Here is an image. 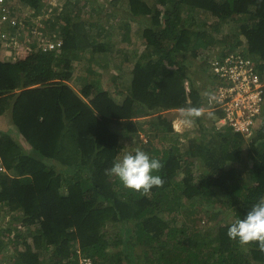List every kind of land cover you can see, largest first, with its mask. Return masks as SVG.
Instances as JSON below:
<instances>
[{"label":"trees","instance_id":"1","mask_svg":"<svg viewBox=\"0 0 264 264\" xmlns=\"http://www.w3.org/2000/svg\"><path fill=\"white\" fill-rule=\"evenodd\" d=\"M9 1L34 9L28 24L46 1L62 11L39 20L43 39L24 38L16 48L0 42V115L11 114L24 142L0 134L7 167L0 172V264H80L81 257L92 264H264L258 242L241 245L227 235L264 197V93L247 143L245 133L220 124L226 107L214 89L207 92L223 82L213 64L239 55L264 79V0L99 2L107 16L93 14L91 0L78 8L72 0ZM227 24H240L241 35L221 32ZM110 62L116 87L101 79ZM77 64L95 71L78 89ZM129 79L119 103L118 88ZM17 89L10 110L6 92ZM178 109L195 116L184 138L169 112ZM133 141L163 165L162 186L147 193L124 188L108 171ZM137 247L144 256L134 254Z\"/></svg>","mask_w":264,"mask_h":264},{"label":"clouds","instance_id":"2","mask_svg":"<svg viewBox=\"0 0 264 264\" xmlns=\"http://www.w3.org/2000/svg\"><path fill=\"white\" fill-rule=\"evenodd\" d=\"M47 4L53 7L54 3L48 1ZM45 6L42 8L41 12L44 11ZM34 13H35L34 9H30V8H27L24 11L18 10V20L20 26L18 25L10 26L9 28L5 27L3 30H0V42L3 44V47L5 46L10 48L12 47L16 48L17 45L20 43V41L24 38L27 39L34 37L40 38L43 36L40 34L41 32H39L37 28H32L30 32L26 30V26L28 24L26 23V19L34 15ZM42 17L43 15H39L38 17H36L37 21H39ZM33 22L36 21L34 20L28 25L32 26ZM42 31H46V29H43ZM10 36H16V39L13 40L12 42H7V39ZM43 47L45 49L53 48L54 44L52 42L46 44L44 43ZM8 50L12 51L11 49ZM215 87L216 85L211 86L210 88L207 89V92L209 93V91L211 89L213 90ZM203 99L208 102V99L205 98ZM118 101L120 103L121 100ZM182 111L184 110L178 109V110H171L169 112L182 113ZM191 117H193V125H194L195 116L191 115ZM178 118L180 119L182 117L173 118V127L175 132H177L176 131L177 128L176 126H174V123ZM223 119L224 117L221 118L220 124L227 127H232L229 126L228 124H225L223 122ZM233 130L235 131V129ZM250 132L245 134H249ZM138 148L132 149L134 152H129L130 150L127 151V153L122 155L120 159L115 160L112 164V167L108 171L110 175H114L119 179L121 185L124 188L137 192L142 191L143 193H147L154 187L162 186L163 179L157 173L163 167V165L159 159L151 157L143 150H140V146H138ZM0 156L2 159V164L5 168L4 171H0V172H7V167L2 158L1 152H0ZM227 235L230 239L237 240L241 245H247L250 242H254V241L258 242L259 248L262 251H264V197L260 198L257 202H255L252 205L251 209L247 211L246 215L243 218H240L235 222L231 223L230 227L228 228ZM82 259H84V257H81L80 264Z\"/></svg>","mask_w":264,"mask_h":264},{"label":"built area","instance_id":"3","mask_svg":"<svg viewBox=\"0 0 264 264\" xmlns=\"http://www.w3.org/2000/svg\"><path fill=\"white\" fill-rule=\"evenodd\" d=\"M18 23V9H13L9 0H0V25L9 28ZM213 65V70L223 78V82L219 80L214 88V92L218 94L217 101L226 107L227 114L223 122L232 126L235 131L250 132L255 118L261 115L264 81L254 75L249 60L242 59L241 55L233 64L220 66L215 62ZM228 79H233V82H227ZM4 169L0 156V171ZM81 264H91V260L84 258Z\"/></svg>","mask_w":264,"mask_h":264},{"label":"rangeland","instance_id":"4","mask_svg":"<svg viewBox=\"0 0 264 264\" xmlns=\"http://www.w3.org/2000/svg\"><path fill=\"white\" fill-rule=\"evenodd\" d=\"M74 3H77L76 4V6H77V8H78V6H83L84 5V3L86 2V0H72ZM48 2V1H47ZM47 2L46 3H44L45 5V9H44V11H43V13H42V15H43V17L44 18H49V17H51V16H55L56 14H58V11L60 12L61 11V7L60 6H58V11H57V9H55L54 7H52L51 5H49V4H47ZM101 3V4H104L105 5V7L109 4L108 3V0H91V2H90V6H96V10L95 11H93V14H99V15H101V16H107L108 15V12H106V10L104 9V8H102V10H104V11H101L100 13H99V10L101 9L100 7H98V3ZM87 7H89V6H87ZM90 8V7H89ZM89 8H86V7H84V12L85 13H88L89 11H90V9ZM100 8V9H99ZM77 12H80V10H78ZM30 13V12H29ZM28 13V14H29ZM107 13V14H106ZM47 15V16H46ZM210 19V18H209ZM36 21V22H33V25L32 26H29L28 24H27V26H26V30L28 31V32H30V30L32 29V28H37L38 29V31L39 32H41L40 34L41 35H43L44 33H45V31H42L43 30V28H41V27H39V26H37L38 24H40V23H42V21L40 22V21H37V19H36V17L34 16L33 17V19H31V21ZM63 20V19H62ZM59 24H63V22H61V20H59ZM239 26H240V24H227V25H225L224 26V28L222 29V30H220L221 32H223L224 34H227V35H232L233 37H235V34H234V29H237V30H239ZM220 31H218V30H215V29H212L211 30V32L212 33H215V32H220ZM40 35V36H41ZM239 35H241V32H240V30H239ZM216 36L217 37H219L220 36V34L219 33H216ZM31 41L33 40V38H29ZM39 39H43V36L42 37H40ZM53 43V42H52ZM32 45H34V46H36L35 44H32ZM115 47H117V46H114L113 47V50H115L116 51V53H118L119 51L118 50H116V48ZM243 47H245V44L243 45ZM128 54H130V59H128V62L130 63V66H131V68L134 66V61H135V59H137V56L131 51V52H129ZM208 58V57H207ZM199 59H201V56L199 57ZM96 64V62L93 64V65H95ZM123 64H124V61H123ZM92 65V66H93ZM112 66V62H110V63H108V64H105V66H104V70L102 71V72H104V74L105 75H101V79L103 80V84H104V87H106V85H112V86H114V87H116L114 84H113V79H111L110 78V73L107 71L108 69H111V68H113V67H111ZM93 69H94V67H93ZM125 70V71H124ZM123 70V73L124 72H128L127 71V69H124ZM94 72L95 71H93L92 70V68H91V66H89L88 64H81V65H78L77 64V68H76V74L79 76V77H81L82 78V80L79 82V84H78V82L77 83H73L74 84V86L78 89V87H81L80 86V84H85V83H87V82H90L88 79H89V77L90 76H92V75H94ZM108 72V73H107ZM119 71H116V73H118ZM96 74L97 75H100V73L99 72H96ZM109 74V75H108ZM128 75H130V74H128ZM84 80V81H83ZM83 81V82H82ZM130 79L128 80V81H125V82H122L121 84H120V88H118V90H120V92H117L118 93V96H117V98H118V100H121L123 97L124 98H126V96L127 95H129V92H130V90L128 89L129 88V84H130ZM239 113H241V112H239ZM173 115L175 116V117H182V118H178V119H176V121H175V123H174V126H176V131H177V134L179 133V134H181V135H183L184 134V136L186 135V134H189V133H191L193 130H194V125H193V117H191V115L189 114V112H184V111H182V113H173ZM14 135V139L15 140H18L20 137L18 136L19 134L17 133H15V134H13ZM247 135V143L248 142H250V135L249 134H246ZM140 137H141V139L143 140V142L144 143H146L147 142V139H148V137H147V135H145V133L144 132H142L141 133V135H140ZM140 146V142H139V144L137 143V141H133V142H131V143H129V147H127V148H125L123 151H129V150H132V149H134L136 146ZM127 149V150H126ZM139 149V148H138ZM232 221H233V219H232ZM7 223V222H6ZM6 223H5V226H6ZM8 224V223H7ZM23 229H25V228H23ZM8 250V249H7ZM8 253H5V256H6V258L7 259H9L10 258V255H11V253H12V251H11V249L10 250H8L7 251ZM134 254H136V256H139L140 257V254H141V256H142V248L140 247V248H136L135 250H134Z\"/></svg>","mask_w":264,"mask_h":264},{"label":"crops","instance_id":"5","mask_svg":"<svg viewBox=\"0 0 264 264\" xmlns=\"http://www.w3.org/2000/svg\"><path fill=\"white\" fill-rule=\"evenodd\" d=\"M53 7L55 9H57V11H58V6L56 4L55 5L53 4ZM61 11H62V8H61ZM61 11L60 12L58 11V13H61ZM22 91H23V89H17L15 91L6 92V97H8V99L10 100V108H11L10 110L14 109L16 101L18 100L19 96H21ZM204 92L202 93V96H203ZM7 112H9V111H7ZM10 115H9V113H5L3 115H0V134H2V135L6 134L9 137L14 138L13 134H15V133L17 134L18 133L19 134L18 136L20 137L19 140L21 142H23L22 136L20 135L17 127L14 126L13 123H11V118L12 117H10ZM194 128H195V125H194ZM183 135H182V137L184 138ZM23 144H24V142H23ZM12 217H13V214H9L3 220V224L5 225L6 222L9 223ZM7 223H6V225H7ZM21 228L23 229L24 227H21Z\"/></svg>","mask_w":264,"mask_h":264}]
</instances>
